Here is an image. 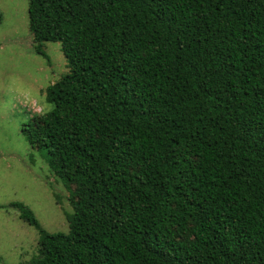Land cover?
<instances>
[{"label": "trees", "instance_id": "1", "mask_svg": "<svg viewBox=\"0 0 264 264\" xmlns=\"http://www.w3.org/2000/svg\"><path fill=\"white\" fill-rule=\"evenodd\" d=\"M27 4L67 72L20 134L74 192L65 234L7 205L27 264H264V0Z\"/></svg>", "mask_w": 264, "mask_h": 264}, {"label": "rangeland", "instance_id": "2", "mask_svg": "<svg viewBox=\"0 0 264 264\" xmlns=\"http://www.w3.org/2000/svg\"><path fill=\"white\" fill-rule=\"evenodd\" d=\"M28 0H0V264H27L37 255V233L18 219L22 203L49 234L67 233L73 186L48 169L20 134L29 117L47 112L44 89L67 72L58 42H44L48 62L32 51Z\"/></svg>", "mask_w": 264, "mask_h": 264}]
</instances>
